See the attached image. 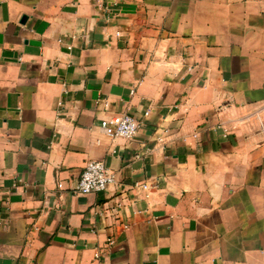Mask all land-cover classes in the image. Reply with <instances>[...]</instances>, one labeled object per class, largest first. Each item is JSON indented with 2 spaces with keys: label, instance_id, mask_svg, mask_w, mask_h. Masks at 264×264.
<instances>
[{
  "label": "crops",
  "instance_id": "1",
  "mask_svg": "<svg viewBox=\"0 0 264 264\" xmlns=\"http://www.w3.org/2000/svg\"><path fill=\"white\" fill-rule=\"evenodd\" d=\"M0 264H264V0H0Z\"/></svg>",
  "mask_w": 264,
  "mask_h": 264
},
{
  "label": "built area",
  "instance_id": "2",
  "mask_svg": "<svg viewBox=\"0 0 264 264\" xmlns=\"http://www.w3.org/2000/svg\"><path fill=\"white\" fill-rule=\"evenodd\" d=\"M100 125L113 138L132 139L138 133L141 123L132 114L124 113L104 118ZM114 181V173L102 161L90 160L84 167L75 192L81 194L101 192ZM113 243V240H109V244Z\"/></svg>",
  "mask_w": 264,
  "mask_h": 264
},
{
  "label": "water",
  "instance_id": "3",
  "mask_svg": "<svg viewBox=\"0 0 264 264\" xmlns=\"http://www.w3.org/2000/svg\"><path fill=\"white\" fill-rule=\"evenodd\" d=\"M26 19H27V16H24L22 21L24 22L26 21Z\"/></svg>",
  "mask_w": 264,
  "mask_h": 264
}]
</instances>
